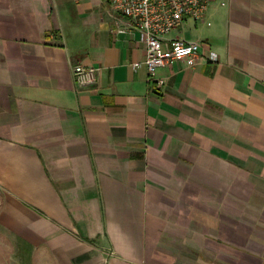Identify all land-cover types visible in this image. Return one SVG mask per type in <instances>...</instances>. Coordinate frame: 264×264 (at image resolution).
Wrapping results in <instances>:
<instances>
[{"label":"crops","instance_id":"0c3cea01","mask_svg":"<svg viewBox=\"0 0 264 264\" xmlns=\"http://www.w3.org/2000/svg\"><path fill=\"white\" fill-rule=\"evenodd\" d=\"M186 26L150 82L107 0H0V264H264V0Z\"/></svg>","mask_w":264,"mask_h":264},{"label":"built area","instance_id":"2783aa9c","mask_svg":"<svg viewBox=\"0 0 264 264\" xmlns=\"http://www.w3.org/2000/svg\"><path fill=\"white\" fill-rule=\"evenodd\" d=\"M120 14L127 16L132 25L143 33L146 43L145 64L148 81L154 80L158 68L174 61H184L193 66L199 62H219L214 50L201 52L200 39L169 38L172 30L181 27L187 17L203 21L212 2L227 5L228 0H107ZM210 23V22H208ZM138 65V63H136ZM99 68L77 63L73 67L76 88L95 84ZM162 83L163 79L156 80Z\"/></svg>","mask_w":264,"mask_h":264},{"label":"rangeland","instance_id":"374dc122","mask_svg":"<svg viewBox=\"0 0 264 264\" xmlns=\"http://www.w3.org/2000/svg\"><path fill=\"white\" fill-rule=\"evenodd\" d=\"M192 23H193V19L192 18H190V17H187L186 18V27L188 28V30L190 29H193L194 28V26H191L192 25ZM189 25V26H188Z\"/></svg>","mask_w":264,"mask_h":264}]
</instances>
